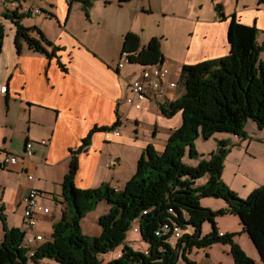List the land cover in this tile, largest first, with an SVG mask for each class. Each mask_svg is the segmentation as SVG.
<instances>
[{
	"label": "crops",
	"instance_id": "0c3cea01",
	"mask_svg": "<svg viewBox=\"0 0 264 264\" xmlns=\"http://www.w3.org/2000/svg\"><path fill=\"white\" fill-rule=\"evenodd\" d=\"M16 1L41 10L25 13L18 8L16 14L20 16L12 18L9 13L14 11L13 0L0 3V150L20 157L0 174V240L5 228L14 226L25 229L28 234L42 233L45 240L51 235L53 222L57 221L55 215L60 217L67 206L62 196V180L73 156L79 160L76 186L90 188L109 183L115 189H122L134 175L136 164L149 144L158 151L165 147L154 138L158 133L157 121L166 122L170 132L174 129L160 108V104L174 100L169 99L174 89L168 84L171 69L169 59L165 58L163 63L170 72L163 82L164 100L145 99L136 108L127 100L131 91L126 82L137 78L141 69L132 68L135 63L118 67L127 31L137 33L141 44L147 41L136 15L147 5L150 8L151 0ZM256 1L246 0L241 7L235 4L226 15L223 9H216L213 16L204 19L197 13L191 15L190 42L179 78L183 64L225 56L229 52L227 30L232 13L240 22L258 28L257 42L264 47V0ZM81 6L86 8V15L80 12ZM18 24L31 29L29 34L35 38H40V34L33 27L39 28L51 42L50 45L42 43L49 53L30 48L18 34ZM261 57L264 61V48ZM3 85L5 90L1 91ZM183 91H177L175 99ZM151 118L155 119L152 123ZM117 121L120 135L106 139L102 128ZM143 122L147 125L150 122L149 129H145L147 133L153 132L150 136L140 131ZM214 134L211 136L219 139ZM88 135V143L77 150ZM29 140L33 144L27 153L25 144ZM27 174H33V178L29 179ZM199 180L197 184L205 182L206 177L202 182ZM31 186L43 193L42 199L49 211H39L36 226L28 229L21 198ZM200 202L205 207L228 206L219 199ZM229 216L235 220L231 229L235 230V226L239 229V218ZM251 243L248 240V255L259 264V253ZM215 244L228 248L227 244ZM207 259L208 256L205 264Z\"/></svg>",
	"mask_w": 264,
	"mask_h": 264
},
{
	"label": "trees",
	"instance_id": "16d2710c",
	"mask_svg": "<svg viewBox=\"0 0 264 264\" xmlns=\"http://www.w3.org/2000/svg\"><path fill=\"white\" fill-rule=\"evenodd\" d=\"M87 2V0H84ZM127 0H119L122 3ZM216 8L223 7L217 3ZM12 18L20 15L9 13ZM17 22V21H16ZM36 28L40 38L18 24V34L24 37L30 48L49 53L42 43L51 44L42 31ZM257 27L244 24L234 13L230 15L227 37L229 52L224 56L204 59L182 65L180 81L183 93L176 99L160 104L166 116L181 111L182 121L168 136L165 147L158 151L149 144L136 164L132 178L122 189L109 183L82 188L75 184L78 158L70 160L69 170L62 180V196L67 206L52 224L51 235L35 245L32 255L28 248L20 247L24 232L17 226L5 228L0 240V264H28L31 259L39 262L50 257L55 264H103L100 255L122 245L118 257L106 264H199L187 255L193 247L230 243L234 264H256L233 238V233L219 234L214 216L233 213L243 225L252 244L264 264V183L246 197H239L222 179V165L226 142L200 156L199 162L190 165L183 157L199 156L194 141L208 138L215 132H229L245 136L244 124L252 119L264 128V61L259 55L263 45L257 42ZM137 33L127 31L122 40V53H128L129 63L154 64L163 62L159 49L160 39L152 37L145 44ZM19 47V45H18ZM118 121L103 130L116 126ZM89 135L83 138L80 150ZM205 176V182L196 183ZM202 196H215L226 200L228 206L218 210L205 207ZM111 204L99 217L100 235L83 234L80 219L99 201ZM67 208V209H66ZM209 220L212 229L201 234V225ZM165 222L177 225L182 235L170 243V233L157 235L155 230ZM138 224L139 232L148 244L145 251L135 249L126 242L127 231ZM183 228H192L188 232Z\"/></svg>",
	"mask_w": 264,
	"mask_h": 264
},
{
	"label": "rangeland",
	"instance_id": "374dc122",
	"mask_svg": "<svg viewBox=\"0 0 264 264\" xmlns=\"http://www.w3.org/2000/svg\"><path fill=\"white\" fill-rule=\"evenodd\" d=\"M245 1L246 0H151L150 8L147 5L144 11H139L137 13L136 21L142 24L141 26L143 28L144 38L149 41L154 36L158 37L160 39L159 49L161 54L163 55V59H169L168 66L171 69V77L169 76V81L174 80L177 83V86L170 87L174 89V92L169 95V99H175L176 94H178L177 91L181 92L184 90L178 72L180 71L181 62L190 42V27L192 25V20L190 18L191 15L198 14L203 19L211 17L214 13H216L217 3H220L222 5L224 12L223 14H225L226 11H231L234 8L235 4L239 5L240 7L243 6ZM248 1H252V3L257 2L256 0ZM80 10V12L86 15V8L81 6ZM236 17L238 18L237 15ZM259 57L260 59H262L261 52ZM132 68H134L135 70H140L141 66L138 64H133ZM165 118L167 122L172 123V125L174 126L173 128H177L181 124L182 113L178 111L177 113L175 112L173 115L166 116ZM153 120L155 119L151 118L150 122L152 123ZM157 122L158 133H156L154 140L159 142L160 144H166L168 136L171 133L169 130L170 126H168L166 122ZM148 125L143 122L140 131L143 134H149L150 136V134L153 132L147 133V130L149 129ZM243 128L246 135L237 136L243 137L241 140L240 138L239 140L236 139L234 137L236 134L234 133L221 131L216 132L217 134H214L218 135L219 139H216L214 136H210L208 138L199 136L194 141V147L196 148L195 150L197 151L199 156L190 158L188 154H185L183 157V159L186 162L190 163V165H195L199 162L201 155H204V157L206 158L207 154L218 149L219 141L224 140L226 142L225 148L227 150L225 151V155L223 158L221 176L224 182L228 181L231 184L229 185L227 182H225L231 189L235 191L236 194L239 195V197L248 196L256 188L264 183V164L262 160L264 159V128L258 127L256 123L252 121V119L246 120ZM225 136H227L228 139L223 138ZM250 141L251 144L249 145ZM198 179H200L199 181L202 182L203 180H205V176H202ZM218 199L224 200L215 196L200 197V200H203L204 203L206 201L209 202ZM224 201L226 202V200ZM208 206L209 205H207L206 207ZM109 207H111V204L109 202H107L106 200H101L98 202V204H96L95 207L87 210L79 222L82 233L90 236L100 235L101 228L98 224L99 217L106 213ZM209 208L218 210L226 207ZM230 214L233 213L225 212L223 214H216L214 216L216 224L215 227L218 229V231H223V233L232 232L234 234L233 238L235 239L236 243L241 247L242 250H244L248 254L250 252L248 240L250 241V243L251 240L249 239L247 232L243 231L240 221L239 229L237 226H235V230L231 229V225H233L234 219L229 216ZM58 218L59 215L56 214L54 219L58 220ZM212 226V222L206 220L201 225V234L203 236L207 234L212 229ZM27 228L31 229L30 227ZM183 229L189 232L188 228ZM126 242L129 245L133 246L135 249H141L142 251H144V249H146V247L148 246V244L144 240H142L140 232L133 230V226L127 231ZM219 244H227L228 248H223L221 245H214L213 243L210 245V247L212 246L210 249L209 246L193 247V249L190 253H188L187 256L191 259L196 260L199 264H205V259L207 256V264H231L233 256L231 253L230 243L220 242ZM121 250L122 245L120 244L115 249L109 250L106 253H102L100 255L102 263L106 264L109 261L111 262L112 260L117 258L118 253H120ZM257 254L255 256L258 258ZM259 258L258 263L263 264ZM178 262L179 264L182 263L181 257ZM55 263L56 262L50 257H45L37 263L31 259L28 261V264Z\"/></svg>",
	"mask_w": 264,
	"mask_h": 264
},
{
	"label": "built area",
	"instance_id": "2783aa9c",
	"mask_svg": "<svg viewBox=\"0 0 264 264\" xmlns=\"http://www.w3.org/2000/svg\"><path fill=\"white\" fill-rule=\"evenodd\" d=\"M7 0H0V3H4ZM71 1V0H67ZM14 6L12 7L14 11H17L20 8L23 12L29 13L30 11H35L36 13L40 12V8L34 7L32 5L27 4H19L16 0H13ZM128 53L123 52L121 58L118 62V67H122L124 64L129 63L127 58ZM169 68L163 63H154V64H142L139 76L133 80H127L126 85L131 91V95L127 97V100L131 102L136 108L141 106V102L147 99H155L163 101L165 98V91L162 88L163 82L168 75ZM169 86L174 87L177 86V83L174 80L168 82ZM5 90V86L1 87V91ZM105 138L108 139L112 135L117 136L120 135V128L118 126H113L103 131ZM45 143V140L41 141ZM33 141L29 140L27 144H25V152L30 153L32 148ZM19 154L17 153H7V151L2 152L0 150V174L9 168V165L15 163L19 159ZM29 179L33 178V174H27ZM1 187V185H0ZM43 193L40 192L36 187L31 186L22 196V209L24 216V223L26 227L33 228L36 226L38 219L37 213L39 211L48 212L49 207L45 204L42 199ZM24 232L22 241L20 243V247L28 248V255H32L35 250V244L37 242H41L44 239V234L42 233H27L25 229H21ZM133 230L139 231L138 224L133 225ZM170 233L171 239L169 240L172 245L175 244V241L182 235V231L177 225H170V223L165 222L160 225L158 229L155 230L157 235H162L165 233ZM219 234H223V232H219Z\"/></svg>",
	"mask_w": 264,
	"mask_h": 264
}]
</instances>
